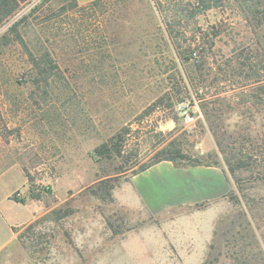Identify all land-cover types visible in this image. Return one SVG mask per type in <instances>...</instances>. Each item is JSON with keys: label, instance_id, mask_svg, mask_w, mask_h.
<instances>
[{"label": "rangeland", "instance_id": "374dc122", "mask_svg": "<svg viewBox=\"0 0 264 264\" xmlns=\"http://www.w3.org/2000/svg\"><path fill=\"white\" fill-rule=\"evenodd\" d=\"M190 1L81 10L77 0H19L0 23V264H264V157L229 172L188 91L196 61L184 58L203 47L211 63L243 46L264 54V2L246 15L236 0L191 19L179 12L176 42L165 10ZM230 102L224 137H237L236 148L264 143V112ZM125 127L127 166L173 141L202 165L224 167L230 188L224 173L178 161L121 175L113 200L100 198L92 189L123 159L97 148Z\"/></svg>", "mask_w": 264, "mask_h": 264}, {"label": "trees", "instance_id": "16d2710c", "mask_svg": "<svg viewBox=\"0 0 264 264\" xmlns=\"http://www.w3.org/2000/svg\"><path fill=\"white\" fill-rule=\"evenodd\" d=\"M18 1L19 0H0V23L16 11L19 5ZM168 1L171 2L175 0ZM219 1L220 0H196L193 3L190 1L188 3L190 8L184 7L176 9L175 13H171L169 9H166V26L169 36L176 42L181 37L180 34L182 32L176 30L178 25V23L176 25V16L179 17V12L182 13V16H180L181 18L191 19L214 7ZM236 1L240 4L241 11L245 15L251 13V9L255 7L256 3L260 4L264 2V0ZM106 3L107 0H92L87 4L81 5L80 9H97L105 6ZM159 3L160 5L162 4L161 0H159ZM19 24L20 20L14 22L11 26V30H16L17 37H20L17 30ZM204 49L203 47L202 50L199 51L192 50L188 56L184 57L188 61L191 59L196 61L190 66V71L188 73L190 82V90L188 91L195 93L196 97L201 100L205 110V116L210 122V128L214 132L213 134L216 137L217 145L224 155L228 170L234 177H237V173L240 169H245L253 163L257 164L261 161L260 159L264 157V147H262L261 144L264 145V143H260L259 140H253L248 142L249 146L247 147L241 146L236 148L234 145L236 142H239V139L237 137L234 139L231 136L227 138L224 137V134L221 133L220 130V117L226 114V111H231L233 109V105L230 101L234 99H238L240 103L244 104L247 108L251 109L252 107L253 109H257L256 111L264 112V54H253L250 47L243 46L239 49L232 48L230 53L222 58L221 62L212 60L211 63ZM29 54L32 57V62L38 70V73H43V67H45L44 62L39 61L30 49ZM220 83H226L229 90L227 88H219ZM228 91L233 92L232 94H228ZM162 100L163 98L156 100L154 102V107L161 105ZM209 105H212V108H210ZM129 131L130 128H123L108 142L102 143L97 148V153L103 157L123 159V162L117 168L115 176L100 180L97 186L92 189V192L102 199L113 200L112 192L119 182L118 177L128 172H131V176L134 177L162 161H188L194 166L202 165V159L194 160L195 158L184 153L181 148L172 141L161 149L155 150L147 161L127 166L125 162H128L126 159L129 157L130 153L127 154V152H125V146L128 142L127 135ZM225 140L228 142L226 143ZM154 147H157V145ZM211 163L217 162H209L206 160L205 165L211 166ZM257 173L259 176H263L264 169L257 171Z\"/></svg>", "mask_w": 264, "mask_h": 264}, {"label": "crops", "instance_id": "0c3cea01", "mask_svg": "<svg viewBox=\"0 0 264 264\" xmlns=\"http://www.w3.org/2000/svg\"><path fill=\"white\" fill-rule=\"evenodd\" d=\"M77 1H78V3L80 5H84V4L89 3L92 0H77ZM163 164L170 165L171 167H176V165L172 161H162V162H160V163L152 166L151 168H153V167L155 168V167L160 166V165H163ZM188 167H189L190 170L197 169V170H203V171H207L208 170V171H213V172H217V173H221L222 172V173H224L226 175L227 181L229 183L228 189L230 188V182L228 180V177H227V174H226V171H225L224 167H220V166H206V165H196V166L191 165V166H188ZM151 168H149V169H151ZM180 168H187V167H180ZM142 173L134 176L133 178L141 177L142 176ZM227 190L224 193L219 194L215 199L214 198H211V199H202V200H199V201H212L213 202V201L217 200L218 198H220L221 196H223L227 192Z\"/></svg>", "mask_w": 264, "mask_h": 264}]
</instances>
